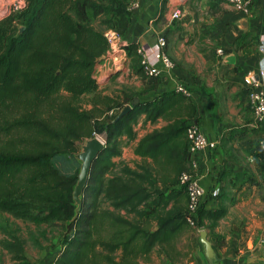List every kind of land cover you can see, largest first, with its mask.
Returning <instances> with one entry per match:
<instances>
[{"label":"trees","instance_id":"16d2710c","mask_svg":"<svg viewBox=\"0 0 264 264\" xmlns=\"http://www.w3.org/2000/svg\"><path fill=\"white\" fill-rule=\"evenodd\" d=\"M127 5L126 0H26L23 9L0 21V213L65 224L53 264H139L155 247L174 258L178 236L189 227L179 176L190 172L186 130L198 122L193 101L173 90L159 93L139 99L114 124L117 115L100 118L95 108L83 110L78 103L96 92L95 66L109 49L104 32L91 21L106 17V30L123 38L132 16ZM16 23L24 28L20 34ZM137 48L130 42L128 56L138 57ZM130 102L126 98L119 109ZM140 115L166 125L138 140L133 153L141 161L135 168L123 165L116 173L122 139L136 140ZM102 135L105 146L91 166L76 213L77 174H60L52 160L78 154L84 141ZM155 184L166 192H157ZM225 214V207L202 208L197 224L207 229L205 221L212 227ZM0 245L13 261L29 264L20 239Z\"/></svg>","mask_w":264,"mask_h":264},{"label":"crops","instance_id":"0c3cea01","mask_svg":"<svg viewBox=\"0 0 264 264\" xmlns=\"http://www.w3.org/2000/svg\"><path fill=\"white\" fill-rule=\"evenodd\" d=\"M134 1L139 3V8L130 17L123 39L151 52L157 47V37L164 35V51L175 65L170 75L164 73L160 78L147 79L149 83L143 87L142 99L171 91L179 83L189 88L192 80L188 71L194 72L196 68L192 65L193 60L206 65L204 53L198 50L196 43L202 45V42L213 41L216 70L228 72L225 80L216 81V91L210 90L211 95L205 98L206 105H201L202 111L197 110L196 114L200 130L217 144L215 149L198 152L195 158L197 169L194 173L205 189L203 208L207 211L226 208L225 216L214 226L209 227V221H205L213 257L211 260L205 257L199 234L192 243L190 239L185 240L190 233L186 235L183 231L178 238L183 236L184 240H177L175 249L180 252L179 244L187 243L193 250L180 262L177 256L167 258L160 253L165 259L163 264H264V156L256 149L259 133L250 127L251 112L241 105H247L245 96L251 76L264 84V76L260 75L261 70L264 71V0H252L249 15L219 0H187L184 7L188 18L184 20L171 16L176 0ZM227 55L235 56L234 65L223 64L222 58ZM205 84L213 86L208 78ZM228 87L231 90L227 91ZM220 107L226 108L225 113H221ZM211 108L216 114L207 113ZM141 124L145 129L136 133V140L126 141V152L135 164L141 161L133 153L138 140L165 126L166 121L160 119L151 124L140 115L135 126ZM124 154L123 151L122 160ZM216 188L220 190L217 195ZM156 190L161 192L163 188ZM54 255L50 253L49 257L48 254L45 263L40 264H53Z\"/></svg>","mask_w":264,"mask_h":264},{"label":"rangeland","instance_id":"374dc122","mask_svg":"<svg viewBox=\"0 0 264 264\" xmlns=\"http://www.w3.org/2000/svg\"><path fill=\"white\" fill-rule=\"evenodd\" d=\"M16 6H18V0H0V21L15 15L17 13L15 10ZM106 20V17H100L92 20L91 22L97 30L105 33L107 31L105 28L106 24L104 23ZM14 26L19 29L22 27L19 23H16ZM123 42H125V40L121 38L118 40V43L114 42L111 44L108 54L101 57L97 61L95 66L96 69L93 75L95 81L97 82L96 92L81 96L78 100L81 109L91 110L95 108L94 115L100 116L101 114L100 118L118 115L122 110H120L118 106L124 103L128 97L131 98V102L127 105H133L135 99L138 101L139 99H142L143 94L145 93L143 87L149 83L147 79L150 78L145 76L140 71L138 57H129ZM127 42L128 41H126V43ZM196 45L198 50L200 49L199 51L204 53V58L206 60V65H200L199 61L194 59L192 65L196 66V68L194 72L188 71L189 74H191L192 80L189 88H191V91L196 95L193 103L199 112L202 111L201 105H206L205 98L206 96L211 95L210 90L213 92L216 91V81L225 80L228 76V72L216 70L217 60L215 58V44L213 41L202 42V45L196 43ZM206 78H208V82H212V87L208 86L209 84L206 86ZM226 90L229 91L231 89L228 87ZM232 90H234V88H232ZM241 105L244 109L245 107L246 109H249L246 104L241 103ZM209 106L213 108L211 103ZM233 106H235V104H233ZM212 108L210 111H207L208 114H216ZM225 109V107H220L221 113H225ZM143 125L144 124H141L139 127L135 126V132L139 133L142 131L144 128ZM98 137L104 140L103 135ZM122 140V149H124L125 159L122 160L121 157L115 159L116 173L119 172V169L123 165L130 166L131 168H135L136 166L126 152L128 151L126 139ZM86 141L79 146V153L81 152V147ZM76 156L77 154L56 155L52 161L60 174L65 176H72L75 174L78 175L81 162L76 158ZM127 158L129 160H126ZM101 208L108 210V203H101ZM119 214L131 221L137 220L133 214H128L125 211H120ZM65 228V224L60 222L36 224L29 221L14 219L8 214L0 213V244L4 240L11 237L18 238L23 242L25 257L27 262H30L29 264H31V262L33 264H36V262L38 264L45 263L44 260L48 254L50 257V253L56 254L62 247V239L66 230ZM188 232L190 233L188 235L189 238H186L185 240L187 241L190 239L192 243H195L198 234L189 227H187L184 234L187 235ZM182 237L183 236L177 239L178 242H183L184 239ZM179 246L181 249L179 255L177 256V259H179L178 262L186 258L191 250H193L187 243L183 245L180 243ZM5 252L0 245V264H21L18 261H13L8 253L6 252L5 254ZM119 255L120 254L117 253L116 257H119ZM164 261L165 259L160 257L158 248L155 247L148 257L145 259H139V264H163Z\"/></svg>","mask_w":264,"mask_h":264},{"label":"built area","instance_id":"2783aa9c","mask_svg":"<svg viewBox=\"0 0 264 264\" xmlns=\"http://www.w3.org/2000/svg\"><path fill=\"white\" fill-rule=\"evenodd\" d=\"M229 6H232L238 12L249 15L252 10V0H219ZM187 0H176V6L172 10L171 16L176 20H184L188 18V12L185 11V4ZM26 0H18V6L15 7L16 11H19L25 7ZM139 3L137 1H130L127 5V11L132 15L138 10ZM13 10V11H15ZM109 48L114 42L118 43L122 37L117 32L110 29L104 33ZM123 39V38H122ZM123 45L127 47L129 42H123ZM157 47L151 52H145L140 48H137V54L139 57V65L145 76L157 79L162 75L171 74L175 69L173 61L165 53L166 39L164 35H159L156 40ZM126 49V48H125ZM109 51V49H108ZM108 51L106 54H108ZM264 51V47H262ZM221 53V51H219ZM105 54V55H106ZM104 55V56H105ZM120 55V54H119ZM121 56V55H120ZM124 60V59H123ZM115 61V59H114ZM261 76H264V71L261 70ZM173 91L181 94L182 96L195 101V94L191 89L185 87L183 84H176ZM246 103L251 112V124L250 127L253 130H257L259 137L256 142V149L264 156V84L260 83V80L251 76L248 81V87L246 90ZM188 153L190 155V172H183L179 176V185L184 187L187 195V208H186V221L189 227L197 234L205 229H200L197 224L198 212L203 208L205 189L199 183L194 171L197 169V163L195 161L196 154L202 150L215 149L216 143L208 140L205 134L200 130L197 124H190L186 130ZM98 137V136H95ZM102 143H105L100 137H98ZM160 188L158 184H155V190ZM162 189V188H161ZM167 188H163L166 192ZM219 188L215 189V194H219Z\"/></svg>","mask_w":264,"mask_h":264},{"label":"water","instance_id":"95a60500","mask_svg":"<svg viewBox=\"0 0 264 264\" xmlns=\"http://www.w3.org/2000/svg\"><path fill=\"white\" fill-rule=\"evenodd\" d=\"M23 29L24 28L22 27L19 29V34L23 31ZM222 60H223V64L227 66L234 65L236 62V58L234 55L223 56ZM138 102L139 101L135 99L133 105H126L119 112V114L112 121V123L113 124L117 123L119 120L123 119L126 115H128L131 112L133 106H136ZM104 146L105 143H102V141L98 137H93L85 142V144L81 147V152L76 156V158L81 162L80 171L79 174L77 175V183L72 193L73 200L77 205L76 213L79 212L82 206L81 196L83 189L86 186V183L90 176L91 166L95 161V159L98 157V155L102 152ZM199 240L201 244L204 246L205 257L208 260H211V258L213 257V252H212L211 243L207 240L206 231L203 230L199 233Z\"/></svg>","mask_w":264,"mask_h":264}]
</instances>
